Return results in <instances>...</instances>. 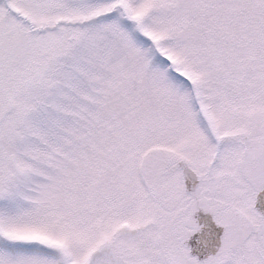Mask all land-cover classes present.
Here are the masks:
<instances>
[{
	"label": "snow or ice",
	"instance_id": "1",
	"mask_svg": "<svg viewBox=\"0 0 264 264\" xmlns=\"http://www.w3.org/2000/svg\"><path fill=\"white\" fill-rule=\"evenodd\" d=\"M0 264H264V0H0Z\"/></svg>",
	"mask_w": 264,
	"mask_h": 264
}]
</instances>
